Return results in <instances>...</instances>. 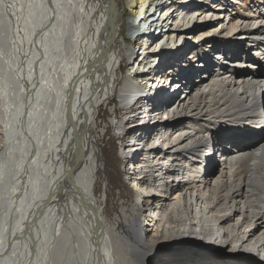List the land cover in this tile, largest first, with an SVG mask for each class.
Wrapping results in <instances>:
<instances>
[{"label":"bare ground","instance_id":"obj_1","mask_svg":"<svg viewBox=\"0 0 264 264\" xmlns=\"http://www.w3.org/2000/svg\"><path fill=\"white\" fill-rule=\"evenodd\" d=\"M15 1L0 0L9 26L20 20L0 51V264H264V3L128 0L122 19L115 0ZM210 2L224 11L210 19L216 36L181 42L207 23ZM135 15L148 27L135 71L160 67L120 85L113 71L121 54L134 60ZM147 76L151 87L173 81L152 93ZM108 93L114 130L140 140L122 148L136 195L120 230L95 193Z\"/></svg>","mask_w":264,"mask_h":264},{"label":"rangeland","instance_id":"obj_2","mask_svg":"<svg viewBox=\"0 0 264 264\" xmlns=\"http://www.w3.org/2000/svg\"><path fill=\"white\" fill-rule=\"evenodd\" d=\"M206 1H210V0H200L199 4L202 5ZM244 2L245 3L243 5H241L242 7L238 8L237 11L238 10L239 11L248 10V8L251 9V7L257 3H258V8H260L261 6H263V3H264L262 0H244ZM115 3H116V6L118 7V9H116V10L121 15L122 19L133 15V13L131 12L133 7L131 8L128 5L129 4L128 0H115ZM211 5L216 7V4L211 3ZM24 6H25V4L22 5V4H19L17 1H15V3L11 5V9H12V11L17 12V9L19 11H21V9H23ZM136 6H140V3H137ZM214 7L211 8V10L210 9L201 10V12H207V11L209 12V13L208 12L204 13L205 15L207 14V17H208V20H206L207 23H205L204 26L199 27V29L194 30L193 32H192V30L185 32L184 37L181 38V42L186 37H188L187 36L188 34H191V33H192L191 34L192 37L195 36V38L196 37H197V39L199 38L198 39L199 41H202L203 39L205 40L206 38H210L209 36H211V37L216 36L215 33H213V31H211L210 29H211V27H214L217 24V22L212 23V22H210V19H212L214 17V15H212V14H214V13L218 14L221 12L223 13L224 11L220 10L218 8V6L216 7L218 9H214ZM43 8H44V5H42V4L36 5L34 7V9H37L38 13H42ZM199 8H200V6H199ZM199 8L195 7L192 9L191 12H194L195 10H197ZM168 11L169 10L164 11V9L160 8V10L158 12H161V14L164 15ZM154 13H155V11H151L150 13H147L146 16L149 17L150 15H153ZM40 15H42V14H40ZM143 15H145V14H143ZM205 15H203V16H205ZM135 16H136L135 21L139 24L140 16H142V15H135ZM146 16H144V18H143L144 21H145ZM169 17H171V16H169ZM166 18H167V16H165V19ZM132 19H133V17H132ZM168 19L169 18H167V20ZM167 20H165V21H167ZM162 21L164 22V19ZM43 23H44V18H43ZM170 23H172V25H174L175 21H173V19L170 18L169 24ZM18 24H20V20L14 19L12 25L9 26L8 17L6 16L5 11H3L2 7H0V41H1L0 42V51H1V46H2V48H4V46H5V41H7V39H8L7 38L8 33L13 32L15 34ZM138 27H139L140 31H138L137 34L134 36L135 42L131 45L130 44L128 45L129 47H132L133 52H134V58H131L130 60H132V59H134V60L130 61L131 64L129 63V65L127 66L126 64L128 63L127 62L128 59L125 58L121 54V56L119 57V60L117 61V64H115V66H116L115 71H113L114 77H115L116 81L119 82L120 85L123 83L125 76L130 73V70L133 71L132 75L137 74L136 77H140L139 79L141 80V79H144L139 74V73H142V70H144V71L148 70V74H149V73H152L154 70L159 69V67H160L159 66V64H160L159 60H155L152 63H150V65L146 64L144 67H142L143 64L140 65V67H142L143 69H141L139 71V73L138 72L136 73L135 70L137 69L136 67L138 64V62L136 63L137 58H139V57L143 58L146 55L145 53H144V55L143 54L140 55V53H139V51H144L143 50L144 48H143V46H142L143 49L140 48L139 41L141 40V37H138V33L143 32L146 28H148L145 24H139ZM25 28L28 29L29 27L25 26ZM207 31H209V32H207ZM239 32L240 31L238 30L236 32H233L231 35L234 38H236V36L240 35V34H238ZM16 33L20 34L18 32H16ZM130 34H131V32L126 30L125 35L127 37H130ZM202 36H204V37H202ZM192 37H191V39L187 38V43L189 45L196 44V40L194 39V37L193 38ZM239 38H237V39H239ZM155 39L159 40L160 37H156ZM26 48H28L27 43H26ZM205 48L206 47H204V50H206ZM0 54H2V53H0ZM189 54L190 53H188L187 55H189ZM2 60L3 59L0 60L1 63H3ZM138 61L141 62L142 60L138 59ZM132 63H134V64L132 65ZM2 65L3 64H0V66H2ZM149 75H151V74H149ZM145 76H146V74H145ZM148 79L150 80V82L153 81V79H151L150 77L147 76V79H146L147 82H145V80H144V82H140V84L144 89L147 87H150L148 89L150 91H152V93L153 92L156 93L160 89L161 85L163 87H167V89H168L169 88L168 84L170 85L171 81H173L172 78L170 80L169 77H166L163 81H160V83L158 82L159 83L158 86L153 85L151 87V84H150ZM141 81H143V80H141ZM144 85H146V86H144ZM171 89H173V87H171ZM177 90L178 89H173L172 91L175 94H179L180 90H178V91ZM139 91H140V95L142 94L143 96L139 95L138 98H143V99L147 98L148 99V96L145 94V91H141V89H139ZM111 94L108 93V95L107 94L103 95L101 97L100 104H99V112H98L99 116L97 117V122L99 124V127L97 128L98 131L96 130V132H97L96 138H97V141H98L100 147L102 148L101 154L103 153V157H102L103 159L102 160L104 161V166H103V168H101V170H99L98 179L96 182L95 193L100 198V202L102 203L101 205H102L104 214L107 217V220L112 224L119 223L118 229L120 230L122 228L121 227V223H122L121 221L123 220L122 219V217H123L122 212L124 209L131 210L133 203L135 201V195H136L135 189L132 186H130V184H128L127 179L123 174L125 167H126V164H128V157L126 158V155H128L129 153H127V152L124 153V150H122V148L124 146V148L127 149L128 147H126V146L131 145V144H129L130 141L132 142V145H134L133 142H135V145L139 144L140 140H138L137 138L132 140L131 134L127 137V136H123L121 134L119 135L118 130H116V131L114 130V126H112V123H111V122H113L112 120L115 117V114L113 112V109L115 108L114 107V101H112L110 104L107 102L108 97ZM0 96H1V93H0ZM4 97H5V95H4ZM115 98H116V101L119 102L118 101V95ZM140 111L144 112L143 110H140ZM143 115L146 116L145 113H143ZM153 124H155V126L158 125L155 121L152 124H150V126H152ZM149 128L152 129L151 127H149ZM147 130H148V128H147ZM139 150H140V147H139ZM135 153H136V151H134V153H132V155H130L131 158ZM124 159H126V162H124L125 161ZM216 250H217V248H216ZM67 262H68V260H66L65 264H67Z\"/></svg>","mask_w":264,"mask_h":264}]
</instances>
